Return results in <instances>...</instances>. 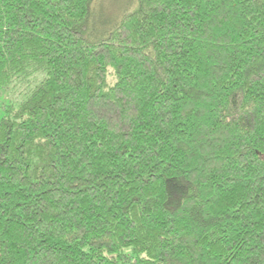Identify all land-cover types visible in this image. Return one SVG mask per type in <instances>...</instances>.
Returning a JSON list of instances; mask_svg holds the SVG:
<instances>
[{"label": "trees", "instance_id": "16d2710c", "mask_svg": "<svg viewBox=\"0 0 264 264\" xmlns=\"http://www.w3.org/2000/svg\"><path fill=\"white\" fill-rule=\"evenodd\" d=\"M0 90V264H264V0H0Z\"/></svg>", "mask_w": 264, "mask_h": 264}, {"label": "rangeland", "instance_id": "374dc122", "mask_svg": "<svg viewBox=\"0 0 264 264\" xmlns=\"http://www.w3.org/2000/svg\"><path fill=\"white\" fill-rule=\"evenodd\" d=\"M118 8L116 7L115 9L112 8V13H115V11ZM11 95L9 93H5L4 91L0 90V116H1V106L3 104L9 103V101L11 100Z\"/></svg>", "mask_w": 264, "mask_h": 264}]
</instances>
